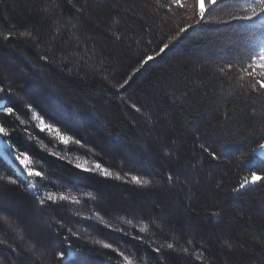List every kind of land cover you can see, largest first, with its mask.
Masks as SVG:
<instances>
[{
	"label": "trees",
	"instance_id": "16d2710c",
	"mask_svg": "<svg viewBox=\"0 0 264 264\" xmlns=\"http://www.w3.org/2000/svg\"><path fill=\"white\" fill-rule=\"evenodd\" d=\"M168 3L0 0V84L12 90L0 102L15 108L14 116L0 112L2 137L46 177L25 180L0 155V217H8L0 220V264H57L68 244L72 264H124L119 251L134 264H264V186L233 191L251 171L264 174V159L249 152L264 134V99L250 82L237 83L238 65L231 79L219 72L247 55L244 36L201 24L136 73L142 56L191 22ZM213 15L227 19L220 9ZM33 112L83 147L42 131ZM133 175L152 186L134 184ZM46 192L69 200L41 206L34 196Z\"/></svg>",
	"mask_w": 264,
	"mask_h": 264
},
{
	"label": "snow or ice",
	"instance_id": "6c2138e0",
	"mask_svg": "<svg viewBox=\"0 0 264 264\" xmlns=\"http://www.w3.org/2000/svg\"><path fill=\"white\" fill-rule=\"evenodd\" d=\"M167 7L170 11H172L173 8L178 11H183L187 15L188 20L191 22L183 26H178V31L176 32L175 36H173L168 43H163L162 47L159 48V51H157L155 55L142 56L139 67L136 69V73H139L141 69H144L145 66L149 65L150 62L155 61L157 57L161 56V54H166V50H169L170 44L174 40L178 39L183 33L188 32L189 29L201 24H223L229 26L237 37L241 35L244 36V46L247 50V55L226 62L224 67L219 68L220 74L222 76L228 77V71L237 67L238 65L240 75L237 83L245 81L250 82V88L254 92L258 93L261 99H264V0H169ZM217 9L226 12L227 19H221L217 16H214L213 13ZM217 31H219V29H217ZM24 35H31V33H24ZM3 38L5 40L10 39L11 33L4 36ZM115 38L117 40L121 39L120 36H116ZM136 73L127 76V78L122 83H118V88L117 85H113V88H117L116 94H119V89H126L127 86H130L133 75ZM228 78L231 79V77ZM11 91V87L6 89L2 84H0V94L7 95L11 93ZM27 107L31 109L32 106L29 104ZM131 108L136 112H141V108L137 107L136 104H132ZM0 112H5L8 116H14L15 108L5 106L2 102H0ZM224 115L227 117L228 114L224 113ZM32 118L38 121V126L42 131H47L49 134L54 135L56 140L64 144L73 142L77 145H81L80 140H74L72 136L62 133L61 130L55 127L53 124L45 123L44 119L35 112L32 113ZM0 134H4L5 136L8 135V129L4 127L3 124H0ZM252 138H255V134H253ZM81 146L83 147V145ZM200 147L208 153L212 160H219V156L215 151L205 148L203 144H201ZM249 152L251 154L259 152L262 156H264V134L260 136V139L256 142V146L249 149ZM21 155L23 156V159H21L19 156L17 159L19 160V163L23 165V170L26 172L27 177L38 178L41 182L44 181L46 179L44 173L41 171H36L30 166V157L26 153H22ZM53 155L55 154L53 153ZM75 167L77 169H82L85 172L99 171V173L105 177H112L117 180L121 179L119 173L114 174L110 172L108 168H104L100 164H96L95 169L84 167V165L81 163H77ZM173 179V174H168L167 181L171 183ZM7 180L11 184L17 183V180L12 179L11 177H8ZM131 181L140 187L152 186L151 180L135 175L131 177ZM258 184L264 186V174H257L256 171H251L250 175L245 176L243 181L239 184V187L234 188L233 191L238 192L240 189H246L249 186ZM27 186L33 189L34 193L38 188V184L31 181ZM34 198L41 206H44L46 202L55 204L59 201L69 200V197L65 195H60L58 197L56 193L53 192H46L43 196L35 195ZM72 203H80V201L73 200ZM3 208H5V205L2 201H0V209ZM214 215H218V213H214ZM0 220H2L4 223H7L8 217H0ZM147 230V225L140 229L141 232H145ZM69 231L71 232V229H69ZM64 239L67 240V237ZM0 243H5V241H0ZM95 243L101 244L102 247L106 249L119 251L118 249H114L111 243H105L103 241H95ZM225 245L229 249L233 247V245L228 241H225ZM166 248L175 251V246L172 243H168ZM74 251L76 250L73 249L71 244H68L65 250L57 251L55 253V255L59 258L57 264H72L69 258L72 257ZM154 251L156 253H160L161 257L168 255L167 252L162 253L160 247L155 248ZM183 251L187 253L188 250L183 249ZM119 255L123 257L124 264H134L133 259L130 256L125 255L124 252L119 251ZM159 259L160 257H158V260ZM195 259L203 260V253H197Z\"/></svg>",
	"mask_w": 264,
	"mask_h": 264
},
{
	"label": "rangeland",
	"instance_id": "374dc122",
	"mask_svg": "<svg viewBox=\"0 0 264 264\" xmlns=\"http://www.w3.org/2000/svg\"><path fill=\"white\" fill-rule=\"evenodd\" d=\"M40 128V127H39ZM4 134H1L0 137V155L6 160L8 161L10 164H12L19 172V174L25 179L27 180L29 177H27L26 172H24L23 170V165H21L19 163V160L17 159V157L19 156L21 159H23V156L21 154L16 153L11 145L6 142L3 137ZM260 157H262L264 159V156H262L259 152L257 153ZM30 166L32 164V160L30 158Z\"/></svg>",
	"mask_w": 264,
	"mask_h": 264
},
{
	"label": "water",
	"instance_id": "95a60500",
	"mask_svg": "<svg viewBox=\"0 0 264 264\" xmlns=\"http://www.w3.org/2000/svg\"><path fill=\"white\" fill-rule=\"evenodd\" d=\"M255 154H257V153H255Z\"/></svg>",
	"mask_w": 264,
	"mask_h": 264
},
{
	"label": "bare ground",
	"instance_id": "6f19581e",
	"mask_svg": "<svg viewBox=\"0 0 264 264\" xmlns=\"http://www.w3.org/2000/svg\"><path fill=\"white\" fill-rule=\"evenodd\" d=\"M258 153V152H257Z\"/></svg>",
	"mask_w": 264,
	"mask_h": 264
}]
</instances>
